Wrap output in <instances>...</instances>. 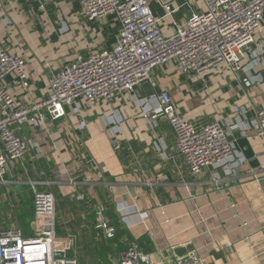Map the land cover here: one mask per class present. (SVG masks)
Wrapping results in <instances>:
<instances>
[{
  "label": "crops",
  "instance_id": "1",
  "mask_svg": "<svg viewBox=\"0 0 264 264\" xmlns=\"http://www.w3.org/2000/svg\"><path fill=\"white\" fill-rule=\"evenodd\" d=\"M148 1L165 35L173 32V17L189 16L187 0L172 2L169 10ZM80 2L22 0L8 11L9 28L0 21V36L10 51L27 57L30 88L17 86L13 74L7 78L22 104L45 96L51 72L64 59L72 60L89 46L115 43L118 21L110 16L102 23H82ZM42 3L45 9L39 8ZM246 64L237 75L223 68L211 71L205 81L167 64L156 70V86L147 82L137 90L149 106L156 104L157 92L169 90L189 120L237 123L234 169L219 171L218 182L210 171L193 175L176 153L171 125L162 122L154 132L137 102L116 97L111 104L85 106L82 116L62 107L44 122L34 115L25 128L39 145L0 184V227H19L25 236L37 232L33 191L15 180H44L51 184L42 187L56 197L57 255H71L78 264H119L131 241L163 264H175L192 250H198L203 264H264V137L250 127L256 110L264 107V71L259 81L246 85L252 70ZM113 140L120 149H114ZM70 179L85 194L83 200L72 192ZM99 211L115 227L113 237L96 227Z\"/></svg>",
  "mask_w": 264,
  "mask_h": 264
},
{
  "label": "built area",
  "instance_id": "2",
  "mask_svg": "<svg viewBox=\"0 0 264 264\" xmlns=\"http://www.w3.org/2000/svg\"><path fill=\"white\" fill-rule=\"evenodd\" d=\"M22 0H0V21L10 22L8 11ZM177 0H154L168 9ZM189 6L185 20L173 17V32L165 35L148 0H81L79 20L102 23L114 17L119 23L115 43L110 48L88 47L77 51L72 60L64 59L58 70L51 72L46 93L41 99L22 104L10 92L8 76H15V84L28 90L31 81L26 72L27 57L10 51L0 36V184L8 182L6 175L30 148L38 146L25 135V128L35 115L41 122L47 114L57 117L62 107L82 116L85 106L102 101L111 104L116 97L130 99L142 107L151 129L168 122L175 134L176 153L182 156L193 175L210 171L215 182L219 171L231 172L235 153L233 133L240 130L237 123L223 118L186 119L179 111L169 90L156 93V104L141 101L137 90L144 84L156 86V70L173 64L186 76L202 81L214 70L223 68L237 75L245 67L251 76L244 81L252 85L264 71V0H195ZM202 3V6H201ZM45 9V4L39 5ZM47 66L50 64L47 62ZM82 102V103H81ZM84 104V105H83ZM252 131L264 137V107L252 117ZM93 139V138H92ZM114 149H120L117 140ZM16 182L28 184L34 194L33 204L37 232L25 236L19 227H0V264H78L72 256L57 255V235L54 228L56 197L43 188L48 181L28 179ZM12 181V182H15ZM72 192L79 200L85 194L77 182L69 180ZM96 227L108 237L115 235V227L108 225L102 211L97 212ZM119 264H163L131 241L123 251ZM175 264H203L198 250L177 257Z\"/></svg>",
  "mask_w": 264,
  "mask_h": 264
},
{
  "label": "rangeland",
  "instance_id": "3",
  "mask_svg": "<svg viewBox=\"0 0 264 264\" xmlns=\"http://www.w3.org/2000/svg\"><path fill=\"white\" fill-rule=\"evenodd\" d=\"M198 1H200V0H198ZM201 6H202V3H201ZM181 74V73H180ZM175 101V100H174ZM68 256H71V255H68Z\"/></svg>",
  "mask_w": 264,
  "mask_h": 264
}]
</instances>
